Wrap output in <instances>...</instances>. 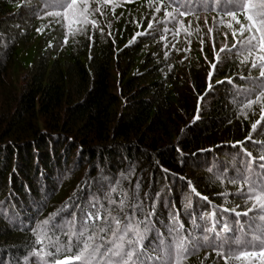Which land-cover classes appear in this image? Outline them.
<instances>
[{
    "label": "trees",
    "instance_id": "obj_1",
    "mask_svg": "<svg viewBox=\"0 0 264 264\" xmlns=\"http://www.w3.org/2000/svg\"><path fill=\"white\" fill-rule=\"evenodd\" d=\"M67 3L0 0V264H78L59 229L56 255L54 238L37 243L33 229L58 213L50 223L68 232L74 204L107 208L108 198L124 199L129 215L142 205L136 219L153 213L143 247L155 264H176L170 214L183 224L180 264H245L240 252L264 247V212L248 198L264 183V99L247 103L264 81L251 67L258 50L239 43L247 29L225 27L227 12L246 25L242 10L230 0H77L93 27L65 21ZM221 208L248 212L244 228L223 213L234 231L205 240L200 217Z\"/></svg>",
    "mask_w": 264,
    "mask_h": 264
},
{
    "label": "snow or ice",
    "instance_id": "obj_2",
    "mask_svg": "<svg viewBox=\"0 0 264 264\" xmlns=\"http://www.w3.org/2000/svg\"><path fill=\"white\" fill-rule=\"evenodd\" d=\"M178 2V0H173V3ZM63 7V5H61ZM230 6L238 10H242V15L246 20L247 24H241L237 18L235 12H227V16L230 18L225 24V27H231L232 22L240 25L239 31L243 33L245 28L247 29L248 36L241 39L239 43L242 46L247 47L249 50L257 49L258 55L252 60L251 67H259V79L264 81V0H243V4L239 3V0H230ZM84 8L87 7L86 4L83 5ZM159 9H157L158 11ZM169 13L165 11V18L169 17ZM185 15L184 12H180V16ZM64 20L71 22L76 21L78 24L92 23L95 27L94 21H89L87 15L77 8V0H68L66 7H64L63 12ZM173 19H175L173 17ZM39 32L40 29H37ZM211 31V30H210ZM233 37L237 35L236 31L232 32ZM163 39V38H162ZM66 42V41H65ZM214 67V66H213ZM212 72H209L208 80L212 78ZM264 99V83L260 85V90L257 93L255 100H248V105L253 103H260ZM199 107V105H198ZM261 116L264 118V105H261ZM257 123L252 125L255 129ZM233 145L232 147H236ZM179 151V149H178ZM249 156L248 164L251 166V154L245 153ZM261 161H264V156L260 157ZM261 169H264V163L260 165ZM247 181V177H245ZM191 187V185H190ZM147 195V194H146ZM160 194L157 193V196ZM133 200L137 198L133 194ZM248 198L252 203L254 209L258 208L261 212H264V183L257 184L252 183ZM203 199H207L206 197ZM68 203L66 202L63 206L64 209L68 208ZM108 207L105 208L103 203L99 200H94L90 204L81 205L76 203L73 205L77 211L72 213V219L69 221L70 230L68 232L63 231V225H57L52 221V218L57 216L58 213H52L48 220L40 222L36 229H33V234L36 235L37 243H45L49 237L54 238L52 245L56 249V253L51 255H56L60 253L64 245L61 243L60 238L56 237V231L59 229L61 236H66L67 247L70 250L73 246L77 249L74 256L71 259L78 262V264H149L152 261L155 264V257H148L144 251V243L146 240V235L150 230H154L152 221L149 217L153 216L152 212H149L144 219H136L138 212L142 210V205L139 203H132L129 206L130 215L125 213L126 201L122 199L118 205L111 199H107ZM116 206L119 209L118 214H112V207ZM155 208V203L152 205ZM87 209V211H85ZM251 211V209H249ZM231 212L237 217L235 224L237 227L243 229L244 225H241L239 217L248 216V212H236L234 209L230 210L227 208L219 209V218H217L216 212H210L206 216L202 215L201 220H205L209 223L207 228H204L205 237L207 240L208 233H214L219 236L221 233L231 235L234 229L230 227L229 222L225 220L223 213ZM79 217V218H78ZM170 226L168 228V233L173 237L175 242V253L177 256L176 264H180L179 257L183 254L184 245L186 243L185 237L181 234L183 230V224L180 222L178 217H172L170 214ZM260 220L264 221V215L260 216ZM217 227H219V232H216ZM45 229L47 233L45 234V239L42 240L41 236L37 234L44 233ZM251 230V229H249ZM261 233L264 234V225L261 226ZM159 235V234H158ZM254 241L257 240L256 237L252 238ZM259 244L264 245V239L258 241ZM244 241L238 242L237 246L244 245ZM246 246L251 247L252 244H247ZM169 251H171V246H168ZM30 253L29 255H31ZM259 255L262 259L260 264H264V247L260 248L259 253L253 252H240L239 257L245 261V264H254V261ZM67 259H54L53 264H67ZM225 264H228L227 259H225Z\"/></svg>",
    "mask_w": 264,
    "mask_h": 264
},
{
    "label": "rangeland",
    "instance_id": "obj_3",
    "mask_svg": "<svg viewBox=\"0 0 264 264\" xmlns=\"http://www.w3.org/2000/svg\"><path fill=\"white\" fill-rule=\"evenodd\" d=\"M20 58L25 63H29L32 60V55L30 53H27L26 51H21L20 52Z\"/></svg>",
    "mask_w": 264,
    "mask_h": 264
}]
</instances>
